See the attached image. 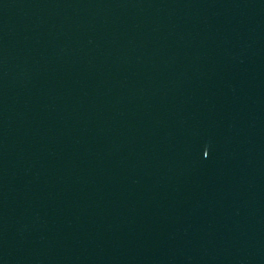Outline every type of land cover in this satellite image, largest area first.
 I'll return each mask as SVG.
<instances>
[{
	"label": "water",
	"instance_id": "1",
	"mask_svg": "<svg viewBox=\"0 0 264 264\" xmlns=\"http://www.w3.org/2000/svg\"><path fill=\"white\" fill-rule=\"evenodd\" d=\"M0 264H264V0H0Z\"/></svg>",
	"mask_w": 264,
	"mask_h": 264
}]
</instances>
